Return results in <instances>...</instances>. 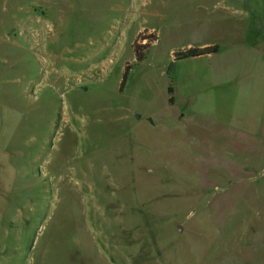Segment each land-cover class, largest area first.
Returning <instances> with one entry per match:
<instances>
[{"label":"rangeland","instance_id":"rangeland-1","mask_svg":"<svg viewBox=\"0 0 264 264\" xmlns=\"http://www.w3.org/2000/svg\"><path fill=\"white\" fill-rule=\"evenodd\" d=\"M0 264H264V0H0Z\"/></svg>","mask_w":264,"mask_h":264},{"label":"trees","instance_id":"trees-1","mask_svg":"<svg viewBox=\"0 0 264 264\" xmlns=\"http://www.w3.org/2000/svg\"><path fill=\"white\" fill-rule=\"evenodd\" d=\"M139 38V36H137ZM144 39V38H142ZM148 41L153 42L155 41L154 38L148 36L147 38ZM147 45H136L135 42H133L132 44V49H133V55L135 58V61L139 62L142 60L143 58V52L142 49L146 48ZM218 51V47L217 45H211V46H206V47H189L187 49H183V50H179L175 53H173V61H178L181 59H187V58H196V57H201V56H207V55H213L215 53H217ZM129 69V66L127 64H125L124 66V72L122 74V79L120 81V85H119V90H121L123 83L125 81L126 78V73L127 70ZM167 94H168V99H167V103L170 105L172 104L173 100H172V90L171 87L168 86L167 88Z\"/></svg>","mask_w":264,"mask_h":264},{"label":"crops","instance_id":"crops-1","mask_svg":"<svg viewBox=\"0 0 264 264\" xmlns=\"http://www.w3.org/2000/svg\"><path fill=\"white\" fill-rule=\"evenodd\" d=\"M226 7V6H225ZM229 9H230V7H228ZM211 45H216V44H202V45H194V46H190V47H195V46H197V47H206V46H211ZM208 56H211V55H207L206 57H208Z\"/></svg>","mask_w":264,"mask_h":264}]
</instances>
